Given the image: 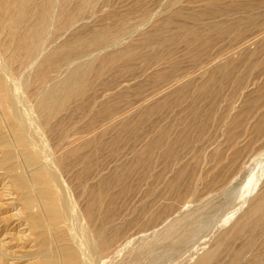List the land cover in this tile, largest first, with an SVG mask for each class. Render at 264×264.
<instances>
[{
    "label": "rangeland",
    "instance_id": "1",
    "mask_svg": "<svg viewBox=\"0 0 264 264\" xmlns=\"http://www.w3.org/2000/svg\"><path fill=\"white\" fill-rule=\"evenodd\" d=\"M62 1L58 0L59 3ZM103 1L96 6L95 11L72 25L66 31L67 33L64 31L56 33V35V31L53 29L46 40L47 45L44 52L49 53L54 48L64 45V42L77 32L92 33V30L98 29L105 23L103 21L109 13L114 11L123 13L137 7L136 14L127 17L125 23L128 27L126 31L111 42L109 46L88 52L89 55L80 57L82 61L80 58L72 61H75L72 63V68L78 70L77 75L82 72L79 69L90 62H97L98 59L108 54L120 52L126 47L142 43L145 33L152 32L168 18L175 19L174 25L169 28V33L166 34L172 36L184 24L191 29H196L198 26L203 27L204 24L228 23L244 16V11H232L229 13L230 16H222L214 20L210 18L202 24L197 20L200 13L209 5L207 0H109L107 5H104ZM231 2L232 0L222 1L221 8L227 10ZM170 33L171 35H169ZM88 35L90 34H86V36ZM263 43L264 29L250 30L243 36L232 33L222 38H215L208 52L203 55H199L200 48L197 42L190 44L191 46L182 42L171 52L165 54L166 56L164 55L161 63L148 60V58H143L145 61L142 62L133 61L129 71L123 70L122 66H119L117 70L109 73L110 75L107 74L106 77L94 84L87 97L89 98L87 99V113L76 114L77 131L72 130L70 134L75 135V137L78 136L79 139L86 138L88 134L84 135L81 132L83 127L94 116L98 117L99 121L92 127V134L97 137L100 135L99 138L106 147L95 151L94 171L89 176L91 178L88 177L83 180L79 178L81 174V165L79 164L74 165L70 170L71 172H66V176L63 177L65 182L68 179L63 185L64 189L69 187L65 192L70 199L74 197L72 200L76 207L75 216L66 223V229L68 231L71 229L70 232L76 235L74 243L71 241L73 247H76L79 241L86 244L87 239L92 241L93 236L96 237L93 227L87 225L82 219L85 198L82 196L83 189L78 186L79 182L91 186L104 177L122 172L124 167L134 163L136 157L143 152L148 143L157 138L164 129L170 132L171 139L179 135L181 128L191 122L188 110L192 106V98L180 103L175 102L176 93L181 84L186 82L193 84V95L198 87L206 83L211 68L227 63L238 65L236 73L238 76L247 75H245V80L242 83H239V77L236 75L231 80H219L217 83L219 93L214 104L211 105L210 99H204L205 101L203 100L200 104L201 111L210 109L212 113L210 117L212 120H208L205 133L202 136L194 137L191 140L192 144L190 143V146L181 149L179 156L174 159H167L164 155V149L156 150L150 166L142 171L143 173L146 171L145 175L139 172V175L138 173L133 174L129 178L128 186L130 189L127 195H124L117 202V216L114 222L119 226H126L129 223L125 239L123 238V245L126 244L111 252L107 258H101L98 254L94 255L91 252L90 254L94 255V262L91 259L92 256H88L87 253L82 257L85 263L196 264L201 256L215 251L220 239L229 234L238 220L253 208L256 198L264 193V133H257L252 127L264 116V98L261 99L264 96ZM152 44L154 45V43ZM144 50V53H147L148 50ZM234 57L236 60H233ZM251 63L257 64L259 69L248 72ZM35 66L30 67L27 70L28 73L25 72L24 75L9 68V72L13 74L12 80L5 81L9 95L12 93L10 89H13V85L18 83L22 86L24 79L33 76L34 70H36ZM163 71H172L173 73L167 80L153 81L155 77L152 76ZM1 73L0 78L5 74L4 72L3 75ZM67 73L68 69L63 68L59 75L64 77ZM21 82L23 83L21 84ZM24 91L26 90L22 87L15 97L13 94L10 96L13 100L18 101L16 105L18 112L30 111L34 103L30 99V93ZM123 92L128 95L126 94V98L121 100L119 96ZM29 100L33 102H29ZM172 101H174L173 104ZM156 102L167 105L163 107L164 109L162 108L158 115L153 117L151 122L145 124L137 135L121 132L120 126L126 120L135 119L140 112L156 104ZM110 106H117V112L113 117L105 116V110ZM250 106L253 107L250 116H243L242 118L241 137L236 142H231L230 130L234 121L242 114V111L250 108ZM4 112V107L0 106V118L2 119H0V130L5 127L7 129L5 132H8L10 129L8 130ZM33 118L37 119L36 114L33 115ZM3 119L7 127L2 122ZM36 126L30 130L31 136L36 140L35 148L37 149L35 150H43L50 160L54 159L55 152H57L56 143L51 139L49 140V135L46 134L45 137V131L41 129L39 122ZM5 132L0 133V141L1 137L8 135ZM114 139L117 141L116 144L112 148L107 147ZM1 143L0 162L2 163L5 150ZM238 148L243 149V152L236 162H233L232 156ZM224 155L225 158H222ZM221 158L224 160L222 161ZM50 167L51 169L55 168L53 162ZM33 169H29L28 172L31 173ZM189 169H193L191 177L186 173ZM179 172L183 174V178L188 179L189 188H185L184 197L176 204L177 207L173 211L165 212L157 220H150L152 214L162 209L163 197L168 192L166 185H169L174 177L180 175ZM75 198H79V200ZM20 199L16 191L13 190L4 170L0 168V248L5 250L6 264H34L36 261V259L31 260L25 256L37 251H35V237L24 221V211L26 210L23 208ZM76 221L78 222L76 223ZM82 229L85 230V234ZM255 234L256 246L251 252L246 253L245 257L247 254L249 255L246 260H250L253 257L251 255L255 256L256 253L263 250L264 236L259 233ZM245 235L236 240H230L225 250L220 252L219 264L232 263V253L242 250L252 237V235ZM86 237L88 238L86 239ZM117 251L122 252L118 253ZM95 257L96 259H94Z\"/></svg>",
    "mask_w": 264,
    "mask_h": 264
},
{
    "label": "bare ground",
    "instance_id": "2",
    "mask_svg": "<svg viewBox=\"0 0 264 264\" xmlns=\"http://www.w3.org/2000/svg\"><path fill=\"white\" fill-rule=\"evenodd\" d=\"M101 1L63 0L59 3L58 0H0V68L5 73L0 72L5 75L0 78V106L5 109L4 116L6 115L8 130L10 129L8 132H5L7 130L5 127L0 130L1 134H3L2 132L8 134L1 137L0 141L5 150V157L2 163L0 162V168L4 170L13 190L21 198L22 206L26 210L24 211V221L35 237V240H33L36 242L35 251L37 252H34V254L32 252L25 256L31 260H38L34 264H88L82 258L87 253L88 256H92L90 253L93 252L94 255L98 254L101 258H107L111 252L124 246L126 243L123 245V240L129 229V223L126 226H119L114 224V222L117 216V202L124 195H127L130 189L128 186L129 178L133 174L138 173L139 175V172L145 175L146 171L144 173L142 171L150 166L156 150L164 149L165 157L174 159L179 156L181 149L191 143L194 137L199 138L205 133L208 120H212L210 119L212 113L210 109L204 112L201 111L200 104L204 99H210L211 105L214 104L219 93L218 81L221 79L231 80L233 76H238L236 74L238 65L236 63H227L213 69L210 67L211 72L207 76L206 83L200 84L202 86L199 85L200 87L193 95V84L186 82L180 85L176 93L175 102L180 103L192 98V106L188 110L191 122L181 128L179 135L175 138L171 139L170 132L164 129L157 138L148 143L143 152L136 157L137 159L134 163L124 167L122 172L104 177L91 186L79 182L78 186L83 189L82 196L85 198L82 219L87 225L93 227L96 237L93 236L92 241L86 237V244L77 241V246L73 247L71 241H74L76 235L70 232L71 229L69 231L66 229V223L75 216L76 207L73 202L74 197H71L73 200L70 199L65 192L69 187L64 189L63 185L68 179L65 182L63 177L64 175L66 176V172H71L70 170H72L74 165L79 164L81 165L79 178L81 180L88 178L94 171L93 163L96 158V149L99 150L106 147L102 143L101 138H99V134L98 137L92 134V127L99 121L98 117L94 116L83 127L81 132L84 135L88 134L86 138L79 139L78 136L75 137V135L70 134L72 130L77 129L76 114L87 113V99H89L87 97L94 84L106 77L107 74L117 70L119 66H122L123 70L129 71L128 69H130L133 61L142 62L143 58H148V60L161 63L164 55L171 52L173 48H176L182 42L187 43V45L197 42L200 48L199 55H203L208 52L215 38H222L232 33L243 36L250 30L264 29V0H232L227 10L221 8V4H223L221 2L225 0H207L209 5L200 13L197 20L202 24L210 18L214 20L222 16H230L229 13H232V11H244V16L228 23L204 24L203 27L198 26L196 29H191L184 24L172 36L166 34L169 33V28L174 25L175 19L168 18L152 32L145 33L142 43L126 47L120 52L104 55L105 57L98 59L97 62H90L81 67L79 71L82 70V72L77 75L78 70L72 68V63L75 61H72L86 54L89 55L88 52L101 50L109 46L111 42L115 41L119 35L126 31L128 27L127 23H125L127 22V17L135 15L137 7L123 13L115 11L109 13L105 21H103L105 23H101L102 25L100 24L101 26L98 29L92 30V33H86L90 35L86 36L83 32H77L68 41L66 40L64 45L57 46L58 48H54L49 53L44 52L47 45L46 40L53 29L56 31L55 34L68 31L81 18H85L88 14L95 11L96 6ZM103 2L104 5H107L109 0H104ZM144 49L148 50L147 53H144ZM262 51L264 52V45L262 46ZM34 65H36V70H34L33 76H28L24 79V83L21 82V84L23 83L22 86L17 83L13 85V89H10L12 90L11 95L13 94L15 97L23 87L26 90L24 92H29L32 97L30 99L34 101L31 110L29 109L30 111L18 112L16 109L18 101L10 97L11 95H9L6 86V82L13 77V74L9 72V68L24 75ZM63 68H67L68 73L64 77H60L59 73ZM256 69H259L258 65L251 63L247 71L251 72ZM262 70L264 69L262 68ZM172 73V71H163L160 74H155L156 76H152L155 77L153 81L167 80ZM245 75L244 77L243 74L238 76L239 83L245 80ZM126 94V92H123L120 96L118 95L119 99L120 97L121 100L126 98ZM33 101L29 100V102ZM171 103L173 104L174 101ZM166 105V103L156 102V104L145 108L135 119L126 120L120 126L121 132L135 133L134 135H137L140 129L151 122L153 117L158 115ZM251 107L242 111V114L236 120L234 119L235 121L230 130L231 142H236L241 137L242 118L243 116H250L249 114L253 109ZM116 112L117 106L107 107L105 116L113 117ZM34 114H36L37 119L33 118ZM4 119L2 122H4ZM38 122L41 129L45 131V137L46 134L49 135V140L51 139L56 143L57 152H55L56 156L52 160L43 150H35L37 149L35 148L36 140L31 136L30 130ZM255 123L252 127H254L256 132L264 133V116ZM46 142L48 143V141ZM116 142L114 139L107 147L112 148ZM242 152L243 149L238 148L235 150L232 156L233 162H236ZM222 158H225V155ZM52 162L53 167L55 165L54 170L50 167ZM29 169H33L31 173L28 172ZM181 172H179L180 175L172 179L169 185H166L168 192L163 197V207L159 212L152 214L149 218L150 220H157L165 212L173 211L177 207L176 204L184 197L185 188H189V186L187 185L188 179L183 178ZM186 173L191 177L193 169H189ZM220 175L219 178L221 177ZM72 179H74L73 176ZM75 199L79 200V198ZM254 203L253 208L238 220L236 226L229 234L220 239L217 249L201 256V259L196 264H219L220 252L225 250L230 240H236L245 234L252 235V237L242 250L238 249L240 251L232 253L231 258L233 260L230 264H264V241L262 242L263 250L261 252L256 253L255 256L251 255L253 257L250 260H246L247 256H249L248 254L245 257L246 253L251 252L256 246L255 233L264 236V193L256 198ZM35 209L37 210L35 211ZM82 231L85 234V230L82 229ZM4 251L3 248H0V264H6L7 261ZM117 252L121 253L122 251ZM93 256L91 257L92 260ZM104 263L106 264V262Z\"/></svg>",
    "mask_w": 264,
    "mask_h": 264
}]
</instances>
